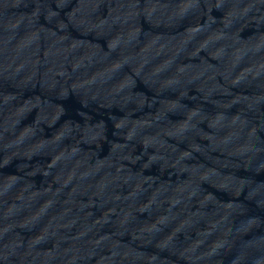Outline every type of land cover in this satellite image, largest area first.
<instances>
[{
  "label": "water",
  "instance_id": "1",
  "mask_svg": "<svg viewBox=\"0 0 264 264\" xmlns=\"http://www.w3.org/2000/svg\"><path fill=\"white\" fill-rule=\"evenodd\" d=\"M0 264H264V0H0Z\"/></svg>",
  "mask_w": 264,
  "mask_h": 264
}]
</instances>
